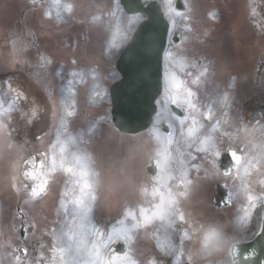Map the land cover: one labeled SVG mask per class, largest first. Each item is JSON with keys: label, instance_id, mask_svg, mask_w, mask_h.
I'll use <instances>...</instances> for the list:
<instances>
[{"label": "snow or ice", "instance_id": "1", "mask_svg": "<svg viewBox=\"0 0 264 264\" xmlns=\"http://www.w3.org/2000/svg\"><path fill=\"white\" fill-rule=\"evenodd\" d=\"M33 5L42 3V0H30ZM264 3V0H261ZM53 5L58 9L53 17L51 11H43L42 17L50 21L58 22L62 18L59 11L63 8L66 13L73 12L71 3H61V0H53ZM119 7V3L116 4ZM247 7L250 9V17L255 18L256 9L260 7L257 0H250ZM183 8H190L187 0H183ZM177 0L175 15L183 18L185 11L178 10ZM264 14V7L260 8ZM215 18V13L212 14ZM171 19V18H170ZM173 28H179L175 20H171ZM264 34V25L261 26ZM184 31H190L188 24L183 25ZM20 37H24V30H20ZM35 33H27V45L33 43ZM178 40V42H176ZM169 42L177 49L182 47L184 39L181 36H174L169 33ZM21 51L24 50L22 47ZM173 51L164 53V60L168 61V67L164 72V95L156 103L160 109L156 111V118L151 131L158 138H163L165 143L174 151L178 159L188 161V167L197 173L201 165L198 160L207 156V152L202 144V139L215 134L211 111H202L196 103V92L189 87L187 67H178L174 63ZM15 62V61H14ZM28 64V59L23 61ZM55 61L49 56L42 55L38 50V58L31 68L35 69L33 75L46 82L49 98L52 100L55 110L53 111L55 124V140L49 141L47 149H41L30 153L25 160L24 181L17 188L25 198L26 202L31 200H44L56 187L57 176L64 174V190L57 192L58 207L56 208V225L50 228L46 235L49 243L44 242V233L37 236L36 223L31 214V210L24 206H18L12 214L11 232L12 240L15 243H8L9 264H92L101 249H109L108 264H164V258H168L171 264H194L193 256L188 249V244L192 239V222L187 219L183 212L173 209L172 191L169 183L167 189L164 188L166 169L160 161L156 162V172L152 177L155 185L151 190L152 200L148 201L149 207L140 206L138 210L127 207L122 212V218L117 226L109 231L102 230L93 225L89 220L92 207L95 204V197L85 201L84 193L90 184L87 181V171L83 167L84 156L80 154L81 146L90 142V138L97 135L102 125L108 122L107 117L100 120L88 121L77 130L70 127L68 118L77 116L75 110V92L73 85L75 78L84 81L88 75L82 71L72 70V79H66L60 71H53L52 65ZM76 59L71 60L73 69L77 66ZM56 77L62 81L66 79V84L57 90L53 87ZM98 80L93 76V81ZM7 83L5 96L11 95L10 102L5 107V100L0 98V121L13 120V111L17 102L26 100L27 97L22 92L12 87L9 81H2L0 85ZM193 84H198V80H192ZM98 87V85H96ZM2 90V89H0ZM106 93L96 91L91 93V103H98ZM174 106V108H173ZM175 109H179L177 113ZM30 119L27 123H34L39 116V109L33 107L27 114ZM166 123L167 134L160 132L159 125ZM114 124V123H113ZM12 131H15L12 129ZM52 133L44 131V136H51ZM43 143V137H37ZM219 160H215V157ZM227 157V163H225ZM213 166L216 174L223 177L224 188L227 190L226 196L222 198V208L217 207V211L227 215L224 209L230 206L239 207L233 214L236 224L242 228L251 230L253 235L264 238V179L258 182L262 186L259 192L252 187L253 175L264 176V163L259 158H254L243 145L232 146L229 143L223 150L217 149L213 153ZM39 168V174H37ZM233 181L231 184L228 181ZM239 181V183H236ZM69 185H72L69 189ZM145 195L149 190L146 188ZM71 197L72 208L69 210L66 201ZM216 206V205H214ZM63 214V215H62ZM158 222V223H157ZM151 226V228H149ZM140 229H144L141 235ZM192 229V231H189ZM164 233V241L161 242L159 233ZM23 232V235H21ZM143 239L150 244L155 240L151 250L145 254L137 247L138 242ZM38 245V246H37ZM118 245H123L122 250ZM232 253L233 264H251L250 257L239 251ZM3 244H0V248ZM51 255H48V253ZM241 257L237 259V257ZM135 257V258H134ZM0 264H3L0 258Z\"/></svg>", "mask_w": 264, "mask_h": 264}, {"label": "rangeland", "instance_id": "2", "mask_svg": "<svg viewBox=\"0 0 264 264\" xmlns=\"http://www.w3.org/2000/svg\"><path fill=\"white\" fill-rule=\"evenodd\" d=\"M158 1L164 5V8L169 10L168 14L171 20H175L176 24L180 26L176 29V32H181L184 39L182 47L177 49L175 46L171 45L169 49V51L176 53L174 56V63L181 68H192L189 72L193 77H199L200 74V67L197 64L199 60L197 56L199 55V51L201 52L200 47L205 44L215 46V38L217 37H209V39L199 37L198 41V37L191 35L189 31L183 30V25H191L194 23L196 28H198V25L201 23L199 14L203 13L202 8H205V13L208 15L210 14L209 17L205 19L208 28L210 26V21L214 19L212 14L215 13L216 16L221 9L226 10V6L229 8L226 14L229 17L233 16V18H236V16H242L247 13L246 7L242 2H239L237 5L228 4L221 8L220 0H187L188 4L192 5V10L187 9L184 17L178 18L175 15L176 10L171 4L172 0ZM61 3L67 2L61 0ZM117 3H119V7H116ZM99 6L102 7V5H98L93 2V0H79L77 5L73 6V9L75 8L78 13H81L87 7L98 8ZM208 9L213 10L212 13L208 11ZM57 10L58 9L53 5V0L36 5H33L30 0H0V82H11L12 87L22 92L24 96V92L15 81V78H18L17 74L19 71L27 77V81L30 80L34 84H37L42 95L45 96L46 111L50 112L47 113V115L48 117L50 116L51 122L46 131L52 133L51 136L42 135V144L37 138L35 141H32L31 138L28 139L30 143L27 144V133L24 124H28L27 121L30 117L27 114L35 107L36 103L34 102L30 104L29 109H25L23 106V101L25 100L17 102L13 115L15 114L16 117L18 116L20 118L21 125H19V131H17V129L12 131V120L0 121V244H3V247L0 248V258H2L3 264H8L10 259L8 255V243H15V241L12 240L13 234L10 226L12 223V214L16 211L18 206H22V201H20L18 205H16V203L19 199L17 188L23 182L25 160L29 157L30 153L41 149H47L50 140L54 142L55 124L59 123L58 119L55 121L53 119L55 106L49 98L46 82L38 80L33 75L35 69L31 68V65L35 64L37 61L38 50L40 54L49 56L55 61L52 65V70L60 71L66 79H72L70 76L72 70L82 71L88 74L85 76L84 81H80L78 77L75 78L76 82L73 85L76 100L75 110L78 115L68 118V121L70 127L74 131L80 126L85 125L88 121L100 120L102 117L108 118V122L102 125L98 134L91 137L90 142L81 146L80 149V154L85 157L83 160V167L87 171L88 183L89 177L91 176L89 174L87 162L92 159V156H94V162L95 160L97 162L96 165L99 162V167L101 164L105 168L104 170L100 169V175L96 173L93 184L94 193H97L95 204L93 205L94 210L98 213V210L105 208L109 213L107 218L102 222L104 230L109 231L117 226L125 208L133 207L134 210H138L140 206L147 207V204H149L148 201L152 198L150 195L151 191H149L148 196L145 195L144 190L146 188L144 186L141 191L136 171L130 166L137 160V146L134 144L135 138L131 139L126 145L120 142L122 139H129V137L127 135H122L112 126L111 100L108 96V86L101 84L98 79L102 72L105 78L110 74L107 69L104 71L101 70V68L106 65L101 52L103 50L104 41L109 39L113 43L129 39L133 28L144 19L143 15L127 14L123 12L120 0H107L108 13H103L102 17L91 18L92 20L77 21L78 19L74 18L73 12L66 13L63 11V8L59 9L63 16L56 23L42 17L43 11H51L54 17ZM100 10H102V8H100ZM221 11L222 13L225 12L223 10ZM120 16L125 28L116 27L115 20ZM22 29L24 30L23 38L19 35ZM29 31L35 33L31 45H27L26 39ZM22 47L24 48L23 51L20 50ZM25 59H28V64L23 62ZM73 59L78 61L75 69H73L71 65V60ZM93 76H96L98 79L95 83L93 81ZM66 79L62 81L60 77H56L53 82V87L57 90L58 98L59 89L62 83L66 84ZM191 79L190 81H192ZM96 85H98V87ZM0 89H2L0 90V98L5 100V107H7V103L11 100V95L5 96L7 92V83L0 85ZM94 89L106 93L103 99L95 104L91 103L90 100L91 93ZM41 131H43V129ZM102 136L106 137L104 143L97 145ZM262 148H264L263 136L261 139L256 138L253 149L248 150V153L253 150L256 153V157H259V155L260 157H264V150L262 151ZM140 150H142L141 153L144 155L146 147L142 146ZM124 160H126L125 176L120 172V164L124 163ZM261 162L264 163V160ZM37 174H39V168H37ZM64 176V174H59L57 176V183L54 190H57L58 182L63 179ZM122 176L125 179H123ZM260 179H264V176L254 175L252 184L256 192H259L262 187L258 182ZM89 189H92L91 184L88 190ZM136 199L138 200L137 203H135ZM85 201L88 202V198H85ZM66 203L67 205H71V207L68 206L69 210H71V197ZM238 207L239 205L237 204L236 208ZM236 208L235 210L233 208L232 211L228 209L226 211L227 215L224 216H229L231 212L234 213ZM53 211V205L42 207L39 210L36 203L31 213L36 223L37 235L39 237V235L44 233V242L46 244L49 243V237L46 235L47 231L56 226L53 221L57 220V216L55 213L56 211ZM39 221H41L42 225ZM234 222L233 220L231 223L232 228L236 225L240 232L236 230V233H234V235L232 234L229 239H243L253 234L251 230H243L239 224ZM139 231L142 235L144 229H140ZM152 242L155 244V240ZM229 243L231 244L230 240L224 241L223 249H227L226 245H229ZM137 247L139 248V246ZM226 252L227 250L224 251V254ZM48 255H51V253L49 252ZM108 256L109 255H107V259L105 258L104 260L95 257L92 264H108ZM117 264H119V262H117Z\"/></svg>", "mask_w": 264, "mask_h": 264}, {"label": "flooded vegetation", "instance_id": "3", "mask_svg": "<svg viewBox=\"0 0 264 264\" xmlns=\"http://www.w3.org/2000/svg\"><path fill=\"white\" fill-rule=\"evenodd\" d=\"M71 1L76 5L79 2V0ZM93 2L102 5L98 8L106 10L107 0H93ZM239 2L245 5L247 13L236 16V18L227 16L229 8L226 5H237ZM249 2L250 0H220L221 8L226 6V10L221 9L225 11L224 13L221 10L218 12L213 21H210L209 28L205 19L210 14L205 13V8H202L203 13L199 14L201 23L198 28L194 23L189 25L191 27L189 33L198 37V41L199 37H204L203 39L217 37L215 46L205 44L200 47L201 52L199 51L197 56L199 58L197 64L200 67L199 77L190 75L189 70L192 68H187L190 78L186 79H188L189 87L196 92V103L202 111H211V122L216 128L215 134H209L202 139L207 156L197 161L201 165L200 171L197 173L188 167V161L178 159L163 138H158L151 131L152 127L137 134L134 141L137 146V160L130 166L136 171L140 189L142 190L144 186L151 191L155 186L151 182L154 175L152 173L156 171V162L160 161L168 177L164 182V188L167 189L168 184H171V207L183 212L185 217L192 222V228L195 230L189 229L192 231V239L188 244V249L193 256L194 264H229L230 249H223V244L224 241L236 240L237 238L229 239V237L239 230L236 225L233 228L231 226L234 213L231 212L229 216H224L223 213L217 211V206H214L212 202L219 184L224 182L223 177L216 174V168L212 162L213 153L217 149L223 150L229 143L232 146L243 145L248 151L253 149L256 138L261 139L262 136L264 138V34L261 29L264 25V14H261L260 10L264 7V3L257 0L260 7H257L256 16L253 19L247 7ZM90 9L94 8L87 7L81 13L75 11V19L81 20L82 17H86ZM189 10H192V5ZM208 11L212 13L213 10L208 9ZM176 29L171 24L173 35L177 33ZM125 43L126 40L113 43L109 39L104 41L103 57L106 65L103 70L108 68L116 70V55ZM167 64L166 60L165 70L168 67ZM190 79L198 80V84H193ZM99 80L102 81L101 78ZM159 109L160 105H158ZM175 111L180 112L179 109ZM159 128L160 132L166 135L162 124ZM126 143H128L126 140H122V144L126 145ZM142 146L146 147L144 155L140 150ZM261 150L263 151L264 148ZM250 154L261 161L264 160V157H260L259 154V157H256L253 150ZM152 160H155V165L150 167ZM215 160L218 161L219 157H215ZM225 163H227V158ZM88 166L91 171L92 164L89 163ZM120 167V172L125 176L126 160L120 164ZM100 169L104 170V167L100 165ZM100 169L98 167L101 173ZM122 178L125 179L123 176ZM251 179L253 183L254 175ZM232 182L228 181L229 184ZM71 187L72 185H69V189ZM63 190L64 184L60 191ZM84 195L85 198H89L92 192L87 189ZM23 202L24 207L31 209L32 205L30 201L26 202L25 197H23ZM68 206L71 207L70 204ZM149 206L147 204V207ZM228 209L232 211L233 208L230 206ZM228 209H224V212ZM106 215L107 210L102 208L99 210L100 220H97L96 215H92L90 222L104 230L102 222ZM159 236L163 242L162 230ZM153 244V242L150 244L141 239L137 246L147 254ZM225 250L227 252L224 254ZM105 251L106 248L100 250L96 257H103L102 253ZM164 261L166 264H171L168 258H164Z\"/></svg>", "mask_w": 264, "mask_h": 264}, {"label": "water", "instance_id": "4", "mask_svg": "<svg viewBox=\"0 0 264 264\" xmlns=\"http://www.w3.org/2000/svg\"><path fill=\"white\" fill-rule=\"evenodd\" d=\"M121 3L128 13L145 12L147 15L118 59L122 79L110 89L115 125L123 132L137 133L151 124L157 110L155 101L162 92L169 24L154 1L147 5L143 0H121ZM223 197L219 188L215 203L222 205ZM237 245L241 253L250 257L251 264H264V238L255 236L252 240L236 243L232 253ZM122 247L119 245L118 249L122 250Z\"/></svg>", "mask_w": 264, "mask_h": 264}, {"label": "trees", "instance_id": "5", "mask_svg": "<svg viewBox=\"0 0 264 264\" xmlns=\"http://www.w3.org/2000/svg\"><path fill=\"white\" fill-rule=\"evenodd\" d=\"M23 87H24V91H25L26 93L34 92L33 88H32V90H31L27 85H23Z\"/></svg>", "mask_w": 264, "mask_h": 264}]
</instances>
